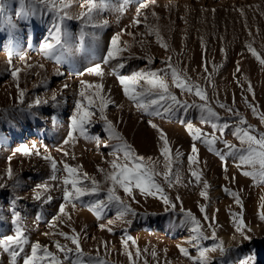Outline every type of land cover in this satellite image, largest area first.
<instances>
[{
    "label": "rangeland",
    "instance_id": "obj_1",
    "mask_svg": "<svg viewBox=\"0 0 264 264\" xmlns=\"http://www.w3.org/2000/svg\"><path fill=\"white\" fill-rule=\"evenodd\" d=\"M140 2L141 0H129L127 11L124 14H120L111 8L100 14L97 17V20L107 21V26L104 28L94 29L89 27L85 29L86 33H96L97 38L95 40L91 35L85 36V47L91 49V51L76 55L71 62L72 64L64 63L58 65L53 60L49 59L47 63L52 65L55 69L54 73L51 74L48 72L49 67H43L45 71H43L44 73H40L39 71L37 72L36 68V63H40V60L45 62L48 60L42 55V53H40L39 42L41 43L40 39L42 40L44 38L42 35H40L41 32H48L50 28V24L52 23L51 16H47L44 19L34 18L27 22L19 20L15 17V9L19 5L15 3V0H10L9 11H12L10 15L12 16V19L15 23H21L22 32L17 33L16 29L10 32V30L7 28L0 30V53L7 55V50L9 48H11L14 52L11 65H9L8 61H6L4 64L0 62V123L2 122L0 124V182L6 181L4 173L9 167L8 158L10 156L12 157L10 166L13 169L15 175L19 176L22 182L20 187L15 190L11 188L0 190V217H3V219L0 220V237L14 234L13 226L10 223V204L14 197H19L20 199L16 203L15 208L17 211L21 212L23 223L28 227L29 236L32 241H39L42 245L49 246H51L55 240H60L61 243H66V241L57 235H44L43 232H54L55 230L57 231V229H60L66 233H69V230L74 228L80 235L81 245L86 253L95 255L96 250H98L101 258L108 261L107 251L109 250V247H112V242L106 238L105 234L103 238H97L94 241H91L89 227L93 226L95 229L98 228L97 224L101 220H97L93 213V222L89 221L84 225H79L76 222L75 217L72 216V213L69 212L71 215V221H68L65 218V222L62 225H60L57 221H54L55 223H58L56 229L48 226L50 223H54L52 218L57 213L59 203L62 202V191L58 190V187L54 188L51 192V195H53L55 199L50 204L44 205L43 208H41V202L33 200L32 197L36 191L35 186L45 182L51 175L50 164L44 159L34 155L31 157H26L22 154L15 153V149L21 145H28L31 147L32 143L27 142V138L33 137L37 143H35L37 145V149L42 154L50 155L58 162L66 161L71 166H82L83 171L87 172L89 175L95 176L98 180H103V176L97 172V168L99 167L106 170L109 169L108 161L112 159V157L109 156V153L112 151V148H106L102 144L98 147L96 143H91V140L88 142L83 141L79 139L78 133L76 134V141H74V143H77L78 145L74 143H69L66 145L63 144V139L65 134L68 133L67 131L69 125V123L66 121V118L69 116L68 113H73L75 101L71 104V102L69 103L68 97L64 101L62 100V97L65 94L68 95L70 93L71 95H78L76 88L74 85H72L73 81H71L72 83L63 82L65 75H71L70 77L75 79V77H78L76 73L84 71V69L89 66V63L93 65V63L95 64L99 61H102L103 56L106 54L109 47V40L113 34L120 33L121 29H125L126 31L121 34L120 40L131 46L130 53L132 54V57L127 60V66L122 70V72H128L127 69H131L132 71L130 70L129 72H133L138 69H143L146 66L152 69L164 68L165 65L162 64V61L171 55L172 62L174 64L178 62V66L181 69L187 68L188 75L191 76L193 80L199 79V83L206 86L205 81L200 79L202 76L206 75L201 66L203 53L201 48V38H203L207 49L206 54L203 55V59L207 61L208 72H212L213 64L222 65L219 71L213 74L215 88L213 89L212 87H207V91L213 101L218 100L219 102L225 104L229 103L226 97V94L228 93L226 88V83L228 82V80H226V75L228 74L233 63L236 61V57L239 55V49L243 50L242 52L246 54H250L246 47V44L250 43L260 55L264 56V27H262L261 30V26H264V0H155L154 4H150V6L144 10V15L147 16L149 25L153 26L154 28L158 27L163 40L169 45L168 51H165V49L161 48L157 41L154 40V38L156 39L154 34H145L143 36L140 35L141 33H146V28L143 23L139 27L132 26V16L136 13L137 5ZM81 3L82 0H73V6L71 8V11L74 9L73 14L79 13L81 10ZM119 3L120 0H113L114 5L118 6ZM254 7L257 9V16H255L253 13ZM213 9L215 11H213ZM239 9H243L245 13L244 16L240 14ZM153 12L156 13V17H153ZM141 20H143V16H141ZM66 23L69 31L72 34L70 43L72 47L75 48L80 42L79 37L81 24L77 20L67 21ZM254 24H260L258 26L256 25L257 29H255V32L258 34H256L254 31V33L252 32V26ZM43 26L45 27L43 28ZM242 28L244 32L241 31ZM128 33H134L136 35L133 36L129 35ZM141 40L145 41L143 47H141L139 43ZM14 41H20L21 43H15ZM24 42H26V47ZM22 47L26 48L29 56L25 61H23L25 65L23 62H21L20 57L15 55V53H20L23 55ZM221 48L226 49V56L221 53ZM35 54H40V60L35 58ZM124 56L128 57L129 52H125ZM145 56L154 58V63L147 65L146 59L141 58ZM78 57L81 58L79 59ZM84 62L86 65H84ZM12 68H19L21 70L18 75L20 88L25 90L24 104L18 103L16 81L11 75ZM57 70H59V72L62 74L55 75ZM234 73H236V71H233V74ZM64 84H67L69 87L63 89L62 85ZM176 91L179 92L178 89H176ZM53 92L58 93V99L61 101L59 107L53 108L50 102L48 105H41L38 108L34 107L30 111L26 110L23 113L20 112L21 108L27 109V105L29 104L28 102L32 103L37 97L50 99ZM257 96H259V94ZM192 100L193 98L191 97V100L188 101L191 102ZM128 102H130V104L132 103L131 101ZM212 106L222 117L224 116L225 118H228V113L216 107L215 103H213ZM115 109L116 104L110 105L106 109L108 119L114 123L120 135L134 148L138 154L145 157L158 158L159 171H164V161L163 157H161L159 153L161 142L158 139V130H163V132L167 134V138L174 150L179 148L180 151L185 154L182 157V160L186 162V168L184 169L185 171L183 174H181L182 183L176 184L172 188L164 185L166 194L169 196L173 204H175L174 209L169 208L168 211H165L166 206L157 198H155L156 200L154 203L151 205L149 204L146 207L145 204H147L148 197L142 196L138 191L135 193V197H138L140 204L145 205L146 208H149L150 212L147 211L142 213L141 211H137L136 208L131 205V207L134 208V210L138 213L136 217H149L156 215L158 219L162 220V224L158 229L161 238L157 240L158 246L156 245L153 248L157 252V257L153 259L151 256V251L153 249H150L149 244L145 247L141 246L139 247L141 250V256L138 259L137 264H144L145 259L147 260V264H166V262L168 264L170 258L167 254L169 250L167 241L170 237V234L178 233L179 231H183L184 228L191 226L190 223L181 224V220L184 219V213L181 212V207H183L185 211H191V213L201 221L202 225L210 235L211 230L207 229V222L204 221L203 214L200 212V205H205L207 214L210 217L215 216V230L216 232L219 231V220L217 214L215 213V206L210 205L209 200L213 193L218 194L221 192L224 195H228V193L224 191V188L226 187L224 184L233 182V177H228L231 172V164H227V171H225L221 160L216 155L209 152L204 144L197 142V147L199 148L198 167L199 169L203 170V179L207 180L210 185L208 189L209 199L206 201L199 195V192L203 190L202 183L197 185L194 181V178L190 175L187 154L190 153L192 140L189 134L187 135V131H185L183 134H177L174 137V134L172 132L168 133L167 129L165 128L169 120L167 116H155L157 118L156 119L154 116L144 114L136 108L135 113H137L136 115L138 116L134 121H130L125 120L123 115L118 116L115 114ZM259 109L260 110L257 111L259 113H263L262 108ZM16 110L17 112H15ZM31 111L36 112L37 116H32ZM194 112H197L196 119H190L188 122H191L195 127L202 128L205 132L210 133L211 130L208 131L206 125L202 126L203 124L200 122L199 111L194 109ZM240 114L245 116L243 113ZM41 115H45L50 119H52L51 117L53 116L56 117L55 123L58 125H61L62 123V125L64 124L66 128L64 133H62L63 131H61L60 127L58 126L46 128L43 119L40 117ZM251 115H253V113H251ZM131 116H133V112H128L127 117L130 119ZM246 119L248 120V117H246ZM155 120L158 122H155ZM9 121H13V123L10 124ZM149 121H152V123L157 127H151L149 125ZM196 121L200 122V124ZM248 123L258 128L257 125L251 123L250 120H248ZM102 127H104L103 122H97L89 128L88 134L91 136H99L105 143L115 145L117 143L115 140H109L108 134L101 132ZM29 129H31V131L35 129V132L32 131L27 133ZM217 135H219V133H217ZM26 136L28 137L26 138ZM171 139H173V141ZM224 139L234 144L235 139L232 137L231 132L229 133V131H227ZM45 146H48V148L46 147L47 152H45ZM61 148H63V151H69V156H64L63 152L60 150ZM216 148L224 149L223 143H217ZM73 155L75 156L76 160L72 158ZM58 167L62 169L63 165L58 164ZM178 170L176 169L175 171ZM61 175H63V173H61ZM226 176L228 179L225 182H220V178H225ZM189 180H192L193 183L188 184ZM6 182L9 185L12 183V181ZM50 183L58 184L59 182ZM118 194L122 198L125 197L122 191H119ZM177 196L180 197V200L176 199ZM84 200L87 202L89 198L85 197ZM125 202L130 203V200H125ZM77 206L80 205L78 204ZM69 207L71 206L69 205ZM84 209L89 211L87 207H84ZM38 212H42V216L39 221L36 220ZM115 213L116 208L110 207L104 216L107 214L106 217L109 218V216H114ZM127 218L129 219V217ZM84 232L88 233L85 234ZM250 236L253 238L251 241H243L240 244L241 254L238 253L239 255L235 253V250L237 249L235 248L236 246L228 248L229 251L223 257L219 255V252L214 253V256L210 254L213 257L212 264H239L241 259L252 253H255L256 264H260L257 260H259L261 256L264 258V236L257 237L253 234V232H250ZM217 238L219 239L218 234ZM96 240L98 242H96ZM218 241L219 240H217V242ZM105 242L107 245L106 248ZM213 242L214 241L211 240L204 246H211ZM253 242H255L257 245H262V254H260L261 250L258 251L257 249L255 251H251V249H247ZM128 244L129 250L135 254L136 246L134 247L133 245L130 246V243ZM146 248L148 249L147 253L144 252V249ZM50 250L55 251V248L51 247ZM122 262V256L119 257L118 255L115 260L113 259L112 261H108V264H122ZM0 264H9V256L7 253H0ZM19 264H22V260L19 261Z\"/></svg>",
    "mask_w": 264,
    "mask_h": 264
},
{
    "label": "snow or ice",
    "instance_id": "obj_2",
    "mask_svg": "<svg viewBox=\"0 0 264 264\" xmlns=\"http://www.w3.org/2000/svg\"><path fill=\"white\" fill-rule=\"evenodd\" d=\"M19 6L15 9V17L22 21H29L34 18L44 19L51 16V26L48 30V37L40 43L39 50L46 59L53 60L56 64L71 63L74 57L78 54H84L91 51L85 47V36L91 35L95 40L96 33H86V28H104L107 26V21H98L97 17L104 11L114 9L120 14L127 11L129 0H120L118 6L113 4V0H82L80 4L81 10L78 14H73L71 8L73 0H15ZM155 0H141L136 8V13L132 20V26L139 27L142 23L146 28V33H141L143 36L155 35L156 41L159 46L165 51H168L169 45L163 40L158 27L154 28L148 24V18L144 15V10L150 4H154ZM10 0H0V30L7 28L14 31L17 24L13 21L12 16L8 14ZM213 11H215L213 9ZM242 16L245 15L243 9H239ZM156 17V13H152ZM143 16V20H141ZM77 20L81 24L79 44L75 48L72 47L70 41L72 34L67 26V21ZM126 30L121 29L120 33L114 34L109 43L106 54L103 56L102 63H95L87 67L82 72H77L76 75L84 76L89 74L99 78V82H89L81 80V90L78 92V97L74 102V110L69 120L67 137L64 139L63 144L74 143L76 134L84 137L86 140H93L97 146L101 144L108 148H112L109 156L112 157L108 161L109 169L97 168V172L103 176V180H98L95 176L89 175L83 171L82 166H71L66 161H57L50 155L42 154L36 144L21 145L15 149V153L22 154L26 157L36 156L49 162L51 175L45 182L35 186L36 191L33 195V200L41 202V208L44 205L50 204L55 197L51 195L54 188H59L62 191V202L59 205L56 216L52 219L59 224L65 222V218L71 221V215L67 208L70 205L74 210L79 204L82 207L93 213L99 220L102 219L106 211L110 207L116 208V220L109 219L107 225L100 224L101 231H108L113 233V226L116 221L123 224L130 225L132 220L127 217H135L138 213L131 207L130 203L125 202L118 193L122 191L125 197L129 198L134 203H139L135 199V193L138 191L142 196L153 197L159 199L166 207L165 211L169 208L174 209L175 204L170 200L165 192L164 185L172 188L176 184L182 183V177L178 171H175V165L182 160L185 155L179 148L175 150L171 146L167 134L163 130L159 131V147L160 156L163 157L164 171L158 170L159 160L153 157H145L138 154L134 148L120 135L114 123L108 119L106 109L115 104L110 93V89H106L103 79L106 75L115 76L121 85L124 96L131 101L134 106L144 114L149 116L172 117L181 110L187 114L189 110L196 109L200 113V122L203 125L209 126L212 131L205 132L202 128L195 127L191 122H188L185 127L189 136L191 137L192 144L190 153L187 154V159L190 167V175L194 178L197 185H203V190L199 195L204 200L209 199L208 189L210 187L207 180L203 179V170L199 169V148L197 142L204 144L208 151L216 155L222 162L224 170L227 171V158H233L234 165L240 170L241 175L251 178L254 185L264 184V131H259L255 126L249 124L245 116L235 109V99L233 97V105L221 103L218 100L213 101L209 96L207 87L215 88L213 74L218 72L222 65H212V72H208L207 61L203 59L206 54V45L203 38H201L202 53V68L206 75L200 79L205 81V85H201L198 80H193L188 75L187 68L181 69L178 62H172V56L169 55L167 59L162 61L165 65L161 69H152L145 67L138 69L130 74H122V70L127 66V60L132 57L130 53V45L120 40L121 34ZM129 35H136L128 33ZM143 47L145 41H139ZM248 51L257 60V62L264 66V56L260 55L252 45L246 44ZM221 53L226 56V49L221 48ZM129 52V56L125 57L124 53ZM14 52L11 48L7 50L8 63L11 65ZM21 60L25 57L20 53H15ZM146 59L147 65L154 63L152 57H141ZM115 61V65L110 68L106 73L104 65H111ZM43 67V65H40ZM19 68H12L11 75L16 81V88L18 92L17 100L19 104H24L25 90L20 88L19 85ZM240 71L239 62L237 63L236 72ZM62 73L57 70L55 75ZM234 78L235 73H234ZM237 79V83L238 78ZM67 84L62 85L63 89L68 88ZM173 89H178L180 94L192 96L193 100L180 99ZM246 91L253 94L254 89L250 85ZM51 102L53 108L60 106L61 101L58 99V93L53 92L50 99H43L37 97L32 103L27 105V109L21 108L20 112L31 110L34 107L38 108L41 105H48ZM244 102L248 107L254 118L259 119L260 123L264 125V113L257 111V106L252 104L245 97ZM215 103L216 107L228 113V118L222 117L212 106ZM32 116H37L36 112L31 113ZM234 118V119H233ZM55 124L56 117H52ZM97 122H103L104 131L107 132L110 140H115V145L105 143L99 136L89 135V128ZM10 124L13 121H9ZM183 124V120H181ZM149 125L153 128L157 126L149 121ZM232 129V136L238 141V145L224 139L227 130ZM219 133V135H217ZM223 143L224 149H217L216 144ZM64 156H69V153L60 149ZM45 152L47 148L45 146ZM75 159V156H72ZM12 157L8 158L9 167L6 169L4 176L6 181H12L9 185L6 181L0 182V190L5 188L17 189L21 185V179L15 175L10 166ZM62 164V169L58 167ZM195 166V167H194ZM63 173V175H61ZM159 178V179H158ZM225 179H228L226 176ZM235 180V177L232 178ZM50 182H59L58 184ZM193 181L189 180L188 184ZM187 186V185H185ZM224 191L230 194L235 203L242 207V201L238 193L232 192L228 188ZM88 197L89 200L85 202L84 198ZM20 198L14 197L10 204L11 220L13 226V233L0 237V253H7L9 256V264H108V262L101 258L99 251L96 254L86 253L81 245L80 235L74 228L70 229L69 233L63 230L54 232H46L44 235H57L61 237L66 243H61L60 240L53 241L52 245H42L39 241H32L29 236V229L23 223V217L20 211L15 208L16 203ZM180 200V197H176ZM181 212L184 213V219L181 224L190 223V238L186 243L196 251V255L190 254L189 248L177 245L180 253L191 264H212L213 257L211 253L219 252L221 257L225 256L229 251L223 244V241H218L217 232L215 230L216 218L209 216L206 212V206L200 205V212L203 214V219L207 222V229L211 230L208 234L201 221L191 213L185 211L181 207ZM42 212H38L36 220L41 219ZM243 213H232V220L234 225V232L241 237L243 241H251L252 236L248 235L251 229L246 227L243 220ZM3 217H0L2 220ZM261 221H264V214L259 216ZM58 223H50V227L56 229ZM214 241L211 246H204L203 241ZM128 241H132L136 245V241L127 236L121 238L122 246L126 249L129 264H137L141 256V250L136 245L135 254L127 250ZM51 247L55 251L50 250ZM107 247L105 242V248ZM147 253L148 249H144ZM153 259L157 257L155 249L151 251ZM144 264H147L145 259ZM167 264V262H166ZM239 264H256L255 253L248 255L241 259Z\"/></svg>",
    "mask_w": 264,
    "mask_h": 264
},
{
    "label": "bare ground",
    "instance_id": "obj_3",
    "mask_svg": "<svg viewBox=\"0 0 264 264\" xmlns=\"http://www.w3.org/2000/svg\"><path fill=\"white\" fill-rule=\"evenodd\" d=\"M259 9V8H258ZM73 11H71L72 13H74V9H72ZM256 8L254 7L253 9V13L255 16H257L258 13H256ZM255 11V12H254ZM260 11V10H259ZM12 12V11H11ZM11 12L9 11L8 9V14L10 15ZM261 13V12H260ZM135 14H133L132 17H134ZM261 15V14H260ZM120 16V15H119ZM254 16V17H255ZM131 17V19H132ZM259 17V16H258ZM122 18V17H121ZM125 18V17H124ZM261 19V18H260ZM115 20V19H114ZM256 21V20H254ZM261 21V20H260ZM36 22V21H35ZM132 22V21H131ZM130 22V23H131ZM251 22V21H250ZM129 23V24H130ZM253 23V22H252ZM255 23V22H254ZM261 23V22H260ZM17 24V23H16ZM37 24V23H36ZM39 24V23H38ZM128 24V23H127ZM249 24V23H248ZM264 24V22H263ZM257 25V24H256ZM255 24L252 26V32L254 31L255 32V29H257V26L260 25L258 24L256 26ZM39 26V25H38ZM51 26V24H50ZM128 26V25H127ZM42 27V26H40ZM45 26H43L44 28ZM48 27V25H47ZM131 27V25H130ZM243 27V26H242ZM248 27V26H247ZM262 27L264 26H261V30H262ZM241 28V27H240ZM37 29V27H36ZM40 29V28H39ZM246 29V28H245ZM244 29V30H245ZM259 29V28H258ZM17 33L19 32H22V29H21V23H18L17 24ZM43 30V29H42ZM241 30V29H240ZM260 30V31H261ZM41 31V30H40ZM46 31V30H45ZM243 31V28L242 30ZM244 32V31H243ZM251 32V30H250ZM253 32V33H254ZM256 33V32H255ZM242 34V33H241ZM258 34V33H256ZM43 37V39L40 41L43 42L45 40V38L48 37V32H41V34ZM39 35V36H40ZM114 35V34H113ZM112 35V36H113ZM111 36V37H112ZM261 36V35H260ZM259 36V37H260ZM19 37V36H18ZM249 37V36H248ZM263 37V36H262ZM154 38V37H153ZM241 38H242V35H241ZM246 38V37H245ZM256 38V37H255ZM254 39V38H253ZM154 40H156L154 38ZM153 40V41H154ZM27 41V40H26ZM110 41V40H109ZM15 42V41H14ZM20 42V41H18ZM18 42H15V43H18ZM21 43V42H20ZM244 44V43H243ZM5 45V44H4ZM17 45V44H16ZM24 45L26 47V42H24ZM19 46V45H18ZM21 46V44H20ZM39 46H40V42H39ZM25 47H22V54L24 55V59L21 60V62L25 61L29 56H28V52L26 50ZM38 47V46H37ZM4 49V48H3ZM243 50H240L238 51V57H236V61L233 63L232 67L230 68L228 74L226 75V80H228V82L226 83L227 86V91L228 93L226 94V97L228 99V105L229 106H232L233 105V97L235 99V109H237L238 111H240V113H243L246 117H248V120H250L251 123H254L257 125V129L259 131H264V125H262L259 121V119L257 118H254L253 115H251L252 111L246 107L245 105V102H244V98L246 97L248 99V101H250L252 104H254L255 106H257V110H260L259 108H262V111L264 113V66H261L257 60L250 54H246L244 52H242ZM35 53V52H34ZM41 53V52H40ZM32 55V54H30ZM43 55V54H42ZM35 58H37L38 60H40V54H35L34 55ZM234 57V58H235ZM79 59L81 57H78ZM90 60V59H88ZM6 61H8V58H7V55H5L4 53H0V62H2L3 64L6 63ZM49 61V59L45 62V61H42L40 60V63H36V68H37V72L39 71L40 73H42L44 71V66L45 67H49V70L48 72H50L51 74L54 73L55 69L52 65H50L49 63H47ZM20 62V63H21ZM83 62V61H82ZM89 62V61H88ZM97 62V61H96ZM231 62V61H229ZM239 62V67H240V71L239 72H236L235 73V77L238 78V83H237V79L234 78V74H233V71H236V67H237V63ZM1 63V64H2ZM24 63V62H23ZM27 63V62H26ZM85 63V62H84ZM97 63H102V61H99ZM115 61L112 62L111 65H104V70L105 72L107 73L110 68L112 66L115 65ZM72 64V63H71ZM91 63H89V66H88V63H87V66L90 67L92 66V64L90 65ZM94 64V63H93ZM201 64V63H200ZM231 64V63H230ZM22 65V64H21ZM25 65V63H24ZM31 65V64H30ZM33 65V64H32ZM40 65H43V67H40ZM77 65V64H76ZM86 65V63L84 64ZM75 66V65H74ZM2 67V66H1ZM13 67V66H12ZM18 67V66H17ZM229 68V67H228ZM131 70V69H130ZM130 70L127 69L128 72L124 71L122 72V74H130L131 72H129ZM132 71V70H131ZM45 72V71H44ZM43 72V73H44ZM82 72V71H81ZM126 72V73H125ZM71 76V75H70ZM69 75H65V79H64V82L63 83H67V82H70L72 83L71 81H73L72 85H74V87L76 88V92H79L81 90V84H80V81L81 80H85V81H89V82H99V78L95 77V76H92V75H89V74H85L84 76H78V77H75V79L73 80L72 77H70ZM45 77V76H44ZM76 80V81H75ZM75 81V82H74ZM36 82V81H35ZM103 83L106 87V89H110V93H106V94H109L111 96V99H113L115 101V104H116V109L114 110V113L117 114L118 116H122L123 115V118L125 120H130V121H134L135 118L138 116L136 115L137 113H135V109L136 107L134 106L133 103L130 104V102H128L129 100L124 96L123 92H122V88H121V85L119 84L118 80L116 79L115 76H112V75H106L103 79ZM249 83L250 85L253 87L254 89V98H253V94L251 93H248L246 91L247 87L249 86ZM34 84V82H33ZM175 91V93L178 95V97L182 100L184 99H187V100H191V97L192 96H188V95H181L178 91H176V89H173ZM178 92V93H177ZM259 94V96H257ZM78 96V95H77ZM75 95H71L68 94V95H64L62 97V100H66V98L68 97L69 98V103L71 102H74L75 99L79 98ZM193 98V97H192ZM30 103V102H28ZM65 104V103H64ZM69 105V104H68ZM30 111V110H29ZM39 111V109H38ZM60 111V110H59ZM17 112V110L15 111ZM32 112V111H31ZM71 112V111H70ZM128 112H133V116H131V118L129 119V117H127V113ZM28 113V111H27ZM197 113V112H196ZM194 112V109H191L189 110V112L187 114H185L182 110L180 112H178L176 115L172 116V117H168V123L167 122V125H166V129L168 131V133L172 132L174 135V137L177 135V134H183L185 131H186V127L185 125L188 123V120L190 119H196V114ZM13 114V113H12ZM69 116L66 118V121L67 123H69V120H70V117L72 115V112L71 113H68ZM8 115V114H7ZM16 115V114H15ZM18 116V115H17ZM23 116V115H22ZM12 117V116H11ZM28 117V116H27ZM45 125H46V128H49V127H60V130L63 131L62 133H64V130H66L64 124L62 125H58L57 123H53L52 119L46 117L45 115H41L40 116ZM110 117V115H109ZM155 117V116H154ZM224 117V116H223ZM2 118V116H1ZM6 118V117H5ZM26 118V117H25ZM52 118V117H51ZM156 118V117H155ZM39 119V118H38ZM157 119V118H156ZM181 120H183V124L181 123ZM187 120V122H186ZM199 120V118H198ZM247 120V122H248ZM7 121V120H6ZM5 121V122H6ZM41 121V120H40ZM155 122H158L157 120H155ZM198 122V121H196ZM2 123V122H1ZM0 123V124H1ZM40 123V122H39ZM163 123V122H162ZM200 124V122H198ZM60 124V123H59ZM164 125V126H165ZM204 126V125H202ZM45 127V126H44ZM207 127V130L208 131H212V129L209 127V126H206ZM10 128V127H9ZM32 129V128H31ZM31 129L28 130L27 133H30V132H35L34 130L31 131ZM5 130V129H4ZM8 130V129H7ZM38 130V129H37ZM39 131V130H38ZM51 131V130H50ZM56 131H59V130H56ZM229 133L231 132L232 134V129L230 128L229 130ZM68 132V131H67ZM101 132H105L107 133L106 131H104V127L101 128ZM25 133V132H24ZM60 134V133H59ZM106 135V134H105ZM187 135H188V132H187ZM65 136L67 137V134H65ZM65 136H64V139H65ZM28 136H26L27 138ZM233 137V136H232ZM21 138V137H20ZM59 138V137H58ZM108 138V136H107ZM27 142H30L32 144H35L36 141L33 137L31 138H27ZM57 139V138H56ZM63 139V140H64ZM79 139L83 140V141H90V140H86L84 137L82 136H79ZM25 140V139H24ZM110 140V139H109ZM173 141V139H171ZM230 140V139H229ZM76 141V140H75ZM171 141V142H172ZM91 143H96L95 141L91 140L90 141ZM117 142V141H116ZM115 142V143H116ZM230 142V141H229ZM48 143V142H47ZM180 143V142H179ZM190 143V142H188ZM27 144V143H26ZM37 144V143H36ZM76 145H78L77 143H74ZM187 144V143H185ZM234 144H236L237 146L238 145V141L237 140H234ZM224 145V144H223ZM41 146V145H39ZM48 148V146H46ZM61 147V146H60ZM99 147V146H98ZM200 147V146H199ZM66 148V146H65ZM201 148V147H200ZM222 148V147H221ZM71 149V148H70ZM204 150V149H203ZM49 151V149H48ZM55 151V150H54ZM60 151V150H59ZM69 152V151H68ZM75 152V151H74ZM87 152V151H86ZM202 153V151H201ZM53 154V153H52ZM77 154V153H76ZM94 154V153H93ZM205 154V153H204ZM54 156V155H53ZM56 156V155H55ZM79 156V155H78ZM203 156V155H202ZM89 157V156H88ZM213 157V156H212ZM61 158V157H60ZM204 158V157H202ZM154 159H158V158H154ZM76 160V159H75ZM231 164V172H230V175L228 177L232 178V177H235V181L233 180V182H230V183H226L224 185H226V187L228 189H230L232 192H236L239 194L240 198H241V201H242V207L237 205L235 203V200L234 198L228 194V195H224L222 194L221 192L216 194V193H213L210 197V205L212 206H215V213L217 214L218 216V220H219V231L217 232V234L219 235V241H223V244L226 248H230V247H233V246H236L235 248H237L235 250V253H240L241 252V247H240V244H241V237L236 234L234 232V225H233V220H232V213H243V220L245 221L246 223V227L251 229V231L248 232V235H250V232H253V234L257 237L259 236H264V221H261L259 219V216L261 214H264V184H257V185H254L253 184V181L251 178H248V177H245L243 175H241L240 173V170L234 165L233 163V158L229 157L227 158V164ZM201 166H202V163H201ZM186 168V162H184L183 160H181L179 163H177L175 165V170L179 169L178 172L181 174L184 173V169ZM159 169V167H158ZM227 179L225 178H220V182H225ZM221 184V183H220ZM219 185V184H217ZM225 187V188H226ZM218 188V187H216ZM58 190H60L58 188ZM61 191V190H60ZM223 191V190H222ZM123 199L125 200H130L129 198L127 197H124ZM135 199L137 201H139L138 197H135ZM29 200V199H28ZM155 198L153 197H148L147 199V205H151L152 203L155 202ZM33 202V201H32ZM128 202V201H127ZM58 204V203H57ZM55 204V205H57ZM130 204L133 205L137 211H141L142 213H145L147 211L150 212L149 208H146L145 205H142L139 203H134L130 200ZM60 205V203H59ZM59 208V206H58ZM36 209V208H35ZM134 209V208H133ZM68 212H71L72 213V216L75 217V220L76 222L79 224V225H84L85 223H88L89 221H92L94 220L93 219V215L90 211H86L84 209V207H80V206H77L74 210L68 206L67 208ZM109 210V209H108ZM107 210V211H108ZM110 212V211H109ZM115 212V211H114ZM139 212V213H141ZM27 213V212H26ZM57 214V213H56ZM146 215V214H144ZM56 216V215H55ZM107 216V214H106ZM106 216H103V220L101 219L100 222L97 224L98 225V228H93L92 227H89V234H90V237H91V241H94L95 239L97 238H103L104 234L106 235V238L108 240H110V242H112V247H109V250L107 251V255H108V261H112L113 259L115 260L116 257H119L122 256L123 258V262L122 264H129V261H128V258H127V255H126V249L124 246H122V243H121V238L124 237L125 239L127 238V236H131L135 241H136V245H138V247H141V246H147L149 244L150 246V249L152 250L156 245L158 246V239L161 238V236L159 235V232H158V229H159V226L162 224V220L158 219L156 217V215H152V216H149V217H131L129 216V219L132 220V223L130 225L128 224H123L119 221H116L115 225L113 226V233H109L108 231L104 230V231H101L100 228H99V225L100 224H105L107 225V221L109 219H112V220H116V213L114 214V216L107 218ZM142 216V215H141ZM158 216V215H157ZM128 219V218H127ZM67 220V219H66ZM98 220V219H97ZM28 221V219H27ZM30 221V220H29ZM32 222V221H30ZM54 222V221H53ZM93 222V221H92ZM55 223V222H54ZM63 224V223H62ZM60 224V225H62ZM50 225V224H49ZM48 225V226H49ZM92 225V224H91ZM95 225V224H94ZM46 226V225H45ZM47 226V227H48ZM263 226V227H262ZM46 227V229H47ZM60 227V226H59ZM58 227V228H59ZM86 227V226H85ZM84 227V228H85ZM41 228V227H40ZM45 228V227H44ZM49 228V227H48ZM190 227H186L183 229V231H179L178 233H175V234H170V237L168 238V241H167V246L169 248L168 250V257L170 258L169 259V262L168 264H191V262L189 260H187L184 256L181 255L177 245H180L182 247H186V248H189L190 250V254L192 256H195L196 255V251L195 249L191 248L187 243L186 241L190 238V235H191V232H190ZM42 229V228H41ZM60 230V229H59ZM68 230V229H67ZM85 230V229H84ZM43 231V230H42ZM56 231V230H55ZM58 231V229H57ZM52 232V231H51ZM70 232V230H69ZM42 233V232H41ZM85 233V232H84ZM88 233V232H87ZM85 233V234H87ZM44 234V232H43ZM42 234V236H43ZM83 235V234H82ZM46 237V236H45ZM89 237V238H90ZM47 238V237H46ZM55 238V236H54ZM51 239V238H50ZM48 240V239H47ZM86 240V239H85ZM211 241L210 240H207V241H203V244H208L209 242ZM96 242H98L96 240ZM109 242V241H108ZM48 243V242H47ZM128 243H130V246H132V241H128ZM136 245H133L134 247ZM258 246V248H257ZM160 247V246H159ZM108 249V248H107ZM247 249H251V251H255L258 249L261 250V253L262 254V245H257L255 242L251 243L249 245V247ZM104 250V249H103ZM127 250H129V244L127 245ZM96 253V252H95ZM105 254V253H104ZM212 255L214 253H211ZM241 254V253H240ZM239 255V254H238ZM116 256V257H115ZM214 256V255H213ZM105 260V259H104ZM263 256H261L259 258V261L258 263L260 264H263ZM107 261V260H106ZM107 261V262H108Z\"/></svg>",
    "mask_w": 264,
    "mask_h": 264
}]
</instances>
